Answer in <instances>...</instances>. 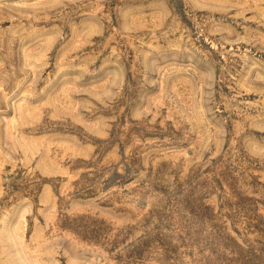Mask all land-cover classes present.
Masks as SVG:
<instances>
[{
  "label": "rangeland",
  "instance_id": "rangeland-1",
  "mask_svg": "<svg viewBox=\"0 0 264 264\" xmlns=\"http://www.w3.org/2000/svg\"><path fill=\"white\" fill-rule=\"evenodd\" d=\"M0 264H264V0H0Z\"/></svg>",
  "mask_w": 264,
  "mask_h": 264
}]
</instances>
